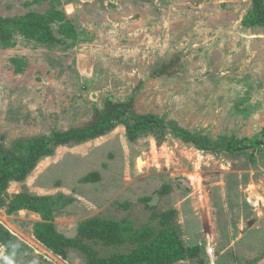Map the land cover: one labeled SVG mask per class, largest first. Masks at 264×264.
<instances>
[{
	"label": "rangeland",
	"instance_id": "1",
	"mask_svg": "<svg viewBox=\"0 0 264 264\" xmlns=\"http://www.w3.org/2000/svg\"><path fill=\"white\" fill-rule=\"evenodd\" d=\"M251 11V0H0V18L40 22L58 39H38L35 23L12 25L0 39L4 145L82 125L107 98L132 99L136 113L212 139L261 140L216 154L168 131L161 144L153 135L131 142L120 124L56 147L7 194L72 197L53 219L67 236L94 215L145 225L142 198L150 197L157 210L176 209L184 244L199 245L204 264H264V26L251 22ZM164 64L171 69L159 75ZM91 171L101 179L79 181ZM163 184L170 193L158 194ZM39 221L0 206V223L24 244L7 263L0 242V264H85L75 252L61 258L41 244L33 234ZM127 249L99 247L104 255Z\"/></svg>",
	"mask_w": 264,
	"mask_h": 264
},
{
	"label": "trees",
	"instance_id": "2",
	"mask_svg": "<svg viewBox=\"0 0 264 264\" xmlns=\"http://www.w3.org/2000/svg\"><path fill=\"white\" fill-rule=\"evenodd\" d=\"M251 22L264 26V0H251ZM9 18H0V39L9 38L6 30L10 26H37L38 39L54 43L58 39L49 26L40 22H29ZM35 23V25L33 24ZM171 64H164L156 73L167 74ZM101 109H95L92 118L79 126L57 130L50 134L34 135L26 139H16L12 147L0 141V206H6L8 212L26 209L38 214L41 221L34 226V237L52 253L66 258L70 252L77 253L85 264H174L182 260H196L204 264L199 245L186 246L178 232L177 212L171 207L157 210L148 204L150 197L142 198L144 206L150 211L149 222L136 227L127 219L115 220L94 215L80 221L76 234L67 236L59 231L54 222V214L74 200L62 193L57 195H38L28 191L7 194L12 181L24 180L37 166L39 161L54 153L56 147L67 144L83 143L112 131L122 124L126 138L133 142L142 136L153 135L157 144L165 139L166 131L176 135L182 142L190 143L199 149L216 154L242 152L255 148L261 143L258 138L238 139L235 135L212 139L205 134L190 132L174 121H166L153 113L139 114L132 108V99L114 101L105 99ZM264 135V128L260 132ZM101 179L98 171L83 175V183L97 182ZM171 186L163 184L158 194L170 193ZM127 203L120 204L127 207ZM0 242L5 246V260L9 263L12 256L24 248L23 242L0 223ZM121 248L127 251L102 254L99 247Z\"/></svg>",
	"mask_w": 264,
	"mask_h": 264
}]
</instances>
